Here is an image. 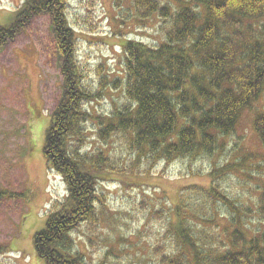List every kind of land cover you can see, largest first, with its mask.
I'll return each mask as SVG.
<instances>
[{
    "label": "trees",
    "instance_id": "obj_1",
    "mask_svg": "<svg viewBox=\"0 0 264 264\" xmlns=\"http://www.w3.org/2000/svg\"><path fill=\"white\" fill-rule=\"evenodd\" d=\"M66 1L24 0L12 21L0 25L2 48L32 19L49 16L62 61L61 95L51 113L43 156L64 183L66 195L54 201L44 229L33 239L34 252L44 264H88L75 251L72 232L82 224L95 226L99 220L100 183L131 185L107 151H84L88 139L84 125L91 118L84 105L100 97L106 81L98 71L99 93L86 87ZM166 3L135 0L143 18L157 17L169 25L164 42L157 47L131 41L121 47L123 79L112 85L117 90L122 86L128 103L113 121L105 123L98 138L103 142L119 132L128 134L129 146L146 149L145 156L152 162L169 164L195 155L209 158L223 153V144L217 150L219 141L235 132L242 112L259 105L253 128L264 146V0ZM214 168L212 173L234 170L230 162ZM192 192L201 199L193 200L188 191L169 211L177 220L167 230L172 232L174 251L160 258L159 264H264V232L254 230L251 238L244 233L250 210L238 211L214 187ZM187 201L192 207L183 208ZM257 207L264 211V195ZM221 229L227 233L228 244L216 249L220 237L213 232Z\"/></svg>",
    "mask_w": 264,
    "mask_h": 264
},
{
    "label": "rangeland",
    "instance_id": "obj_2",
    "mask_svg": "<svg viewBox=\"0 0 264 264\" xmlns=\"http://www.w3.org/2000/svg\"><path fill=\"white\" fill-rule=\"evenodd\" d=\"M160 1L170 6L176 2ZM23 2L0 0V25L11 22ZM65 13L76 33V56L86 87L99 93V75L106 81L100 97L84 105L91 113L84 125V151H107L114 167L129 176L123 180L131 184L100 183L99 220L72 232L75 251L88 264H159L174 251L173 235L167 230L177 220L169 211L179 205L180 195L189 191L193 200H200L192 190L211 187L221 190L238 211L250 210L244 219L246 237L254 230L264 232V211L257 207L264 195V146L253 128L259 105L242 112L235 132L219 141L217 150L223 144V153L209 158L152 162L146 149L132 148L129 135L120 132L102 142L97 133L128 103L122 86L117 90L112 85L123 79L121 47L128 41L157 47L169 24L157 17L143 18L135 0H67ZM61 64L47 15L32 19L14 41L0 48V264H44L34 252L33 239L44 229L54 201L66 195L64 183L43 156L51 113L61 95ZM228 162L233 163L230 174L212 173L213 167ZM213 234L220 237L216 249L228 244L222 229Z\"/></svg>",
    "mask_w": 264,
    "mask_h": 264
}]
</instances>
